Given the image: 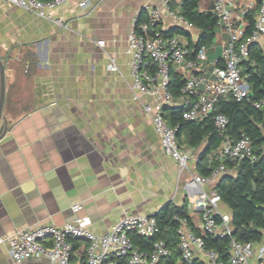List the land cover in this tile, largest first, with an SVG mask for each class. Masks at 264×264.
I'll return each mask as SVG.
<instances>
[{"label": "crops", "instance_id": "1", "mask_svg": "<svg viewBox=\"0 0 264 264\" xmlns=\"http://www.w3.org/2000/svg\"><path fill=\"white\" fill-rule=\"evenodd\" d=\"M170 1L180 13L182 0ZM81 2L86 6L80 7ZM146 5L162 12L158 31L188 44L175 31L182 26L159 0H69L52 13L64 27L0 0V60L5 65L0 237L40 224L62 226L72 219L70 208L77 204L81 209L74 216L88 217L96 234L108 232L124 214L153 215L169 203L181 206L185 201L193 227L198 225L199 211L184 188L190 174H197L195 164L190 173L179 175L177 164L163 154L151 121L132 98L125 49L130 31L147 18ZM213 5L214 0H200L198 11L213 13ZM226 7L243 37L248 13L255 23L256 0H227ZM186 31L191 41L197 40L195 29ZM227 38L216 29L213 42L205 46L206 64L196 74L210 76ZM257 44L264 53V36ZM110 62L115 71L108 70ZM172 106L179 107V102ZM143 121L156 143L148 148L145 167L124 155L127 137L140 149L146 144ZM218 212L230 215L222 203ZM262 233L247 264H264L258 256L264 249ZM86 244L73 241L75 264H85ZM194 258L210 264L197 252ZM0 264H16L5 245H0Z\"/></svg>", "mask_w": 264, "mask_h": 264}, {"label": "built area", "instance_id": "2", "mask_svg": "<svg viewBox=\"0 0 264 264\" xmlns=\"http://www.w3.org/2000/svg\"><path fill=\"white\" fill-rule=\"evenodd\" d=\"M17 6L36 16L53 21L64 27L60 19L53 18L52 13L69 0H2ZM164 11L175 19L184 30H193L180 13L169 8V0H159ZM227 0H214L213 14L217 17V29L227 33L220 61L212 69L210 76L196 74L204 68L207 60L206 48L201 47L195 57H189L190 50L176 37L163 38L158 33L150 34V27L156 25L162 12L149 5L144 7L147 18L137 28L130 31L125 53L129 57L132 98L138 102L144 114L149 118L159 141L163 154L174 161L183 172L190 173V166L196 164L197 156L182 152L176 141V129L170 128L162 114L164 106H172L176 101L167 92L169 73L174 69L184 80L180 90L179 106H184L182 119L202 122L211 118L222 138L220 146L211 154L218 164L211 174L204 178L190 174L185 182L186 195L192 201L193 208L199 211V223L195 232L191 231L184 219L179 222L178 252L180 263H191L194 252L201 255L210 264H247L254 254V244L242 243L231 239L229 257L223 263L216 251L207 249L203 237L230 236V216L220 214L219 195L210 187L224 174L233 170L225 162L238 164L242 161L254 162L256 155L252 142L245 135L231 139L224 133L227 118L220 113L214 114L215 104L220 97L231 96L236 102L248 100L251 96L246 76L242 75L239 63L246 59L248 46L258 43L264 36V0H256L257 17L251 33L243 39L235 27L232 13L226 7ZM81 2L80 7H85ZM98 44H102L99 42ZM109 71H115L113 62ZM255 109L264 110V96L254 100ZM81 205H73L70 210L72 219L62 226L40 224L35 227L17 229L11 234L0 237V245H5L11 259L19 264L23 261H45L51 264H75L73 241L82 239L87 242L84 247L85 264H164L170 257L171 250L166 242L158 237L159 225L155 216L141 214H124L113 227L104 234H96L90 228L88 217H76L74 214ZM155 239L148 251H143L132 240L133 236ZM264 259V249L258 252Z\"/></svg>", "mask_w": 264, "mask_h": 264}, {"label": "trees", "instance_id": "3", "mask_svg": "<svg viewBox=\"0 0 264 264\" xmlns=\"http://www.w3.org/2000/svg\"><path fill=\"white\" fill-rule=\"evenodd\" d=\"M239 1V0H234ZM200 0H182L180 2V15L190 23L198 32L196 41L190 40V34L182 28L175 31L187 39L190 50L189 57L193 59L197 51L211 44L215 38L217 29V17L213 13H200L198 4ZM169 8L173 10L175 5L169 0ZM248 26L243 39L247 37L254 26L253 17L246 15ZM140 20V19H139ZM139 20L135 25L137 28ZM150 34L158 33L163 38L170 34L157 30V24L150 27ZM242 75L246 76L251 96L248 100L236 102L231 96L220 97L215 104L214 114H223L228 124L224 133L231 139H238L245 135L252 142L256 155L254 162L242 161L238 164L225 162L232 172L222 175L211 187L216 192L222 204L230 210V236L203 237L205 247L217 252L219 259L226 263L229 257L231 239L242 243L251 242L260 244L264 231V110L255 109L252 102L264 96V53L259 44L252 43L248 46L246 59L239 63ZM184 85L182 77L171 69L167 92L174 100L180 98V90ZM184 106H164L163 117L170 128L176 129V141L180 150L186 147L197 156L195 171L198 175L207 178L216 168L218 161L211 154L222 141L220 133L214 126L211 118L202 122H192L182 119ZM184 219L188 228L195 232V228L187 214L186 201L181 206L169 203L163 206L155 214L159 225V238L166 242L171 250V255L164 264H188L177 263L179 258V222L175 219ZM134 244L143 251H148L155 239H144L133 236ZM189 264H201L193 260Z\"/></svg>", "mask_w": 264, "mask_h": 264}, {"label": "rangeland", "instance_id": "4", "mask_svg": "<svg viewBox=\"0 0 264 264\" xmlns=\"http://www.w3.org/2000/svg\"><path fill=\"white\" fill-rule=\"evenodd\" d=\"M143 130L145 131L144 136L146 135V137L144 138L145 142H143L144 147L142 146V148H139V145H135V143L133 142V140H131L129 137H127L126 139V147H125V153L124 155L128 158L129 161L131 162H141L143 163L144 167L149 163L150 159H149V155L151 152L148 150V148L155 147L156 143H155V138L153 136V134L151 135L150 131H151V127L150 125L146 122L143 121ZM123 151V150H122ZM182 151H184L185 153H197L194 152L186 147H182ZM151 155V154H150ZM178 176V173H177ZM179 179V177H178ZM182 180H185L184 178H182ZM183 185V184H182Z\"/></svg>", "mask_w": 264, "mask_h": 264}, {"label": "water", "instance_id": "5", "mask_svg": "<svg viewBox=\"0 0 264 264\" xmlns=\"http://www.w3.org/2000/svg\"><path fill=\"white\" fill-rule=\"evenodd\" d=\"M4 66L5 65L0 60V120L2 117L4 92H5ZM151 216H155V214H153Z\"/></svg>", "mask_w": 264, "mask_h": 264}]
</instances>
